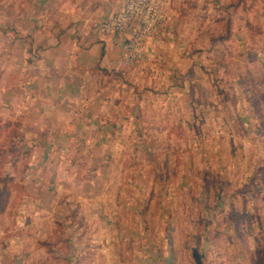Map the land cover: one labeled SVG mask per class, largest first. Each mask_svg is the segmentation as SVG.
Listing matches in <instances>:
<instances>
[{
  "label": "crops",
  "instance_id": "obj_1",
  "mask_svg": "<svg viewBox=\"0 0 264 264\" xmlns=\"http://www.w3.org/2000/svg\"><path fill=\"white\" fill-rule=\"evenodd\" d=\"M125 2L0 0V119L15 124L33 159L40 149L37 168L27 178L40 182L37 191L45 192L47 185L58 201L68 195L75 203L70 208L77 210L75 228L83 221L90 236L119 241L126 223L139 224L138 213L148 204L149 239L158 241L162 227L164 232L170 228V235L177 223L168 211L173 187L164 181L173 175L143 170L135 160L140 149L150 154L158 146L156 132H166L167 122L187 115L192 103L200 110L194 100L198 85H193L204 81L202 43L213 32L203 20L213 13L210 3L217 2L171 0L168 44L153 52L164 81L144 66L126 68L124 44L111 48L97 36L101 22ZM81 158L83 172L66 170L69 161ZM51 162L52 171L47 168ZM42 201L39 197V208ZM178 203L177 197V210ZM61 206L57 202L54 210Z\"/></svg>",
  "mask_w": 264,
  "mask_h": 264
},
{
  "label": "rangeland",
  "instance_id": "obj_2",
  "mask_svg": "<svg viewBox=\"0 0 264 264\" xmlns=\"http://www.w3.org/2000/svg\"><path fill=\"white\" fill-rule=\"evenodd\" d=\"M215 1L203 20L213 31L202 43L205 78L193 85L200 110L192 103L187 115L167 122L166 132H156L158 146L150 154L140 149L135 160L143 170L173 175L164 179L177 220L170 235L162 227L160 240L149 239L148 204L119 241L90 236L83 221L75 228L68 195L58 201L30 177L40 149L33 159L15 124L0 119V264H197L196 254L203 264H264V0ZM84 161H69L66 170L83 172Z\"/></svg>",
  "mask_w": 264,
  "mask_h": 264
},
{
  "label": "built area",
  "instance_id": "obj_3",
  "mask_svg": "<svg viewBox=\"0 0 264 264\" xmlns=\"http://www.w3.org/2000/svg\"><path fill=\"white\" fill-rule=\"evenodd\" d=\"M170 5L171 0H126L120 12L101 22L97 36L111 48L124 44L123 65L126 68L144 66L164 81L166 74L156 66L153 52L166 45ZM164 100L169 102L170 94H164Z\"/></svg>",
  "mask_w": 264,
  "mask_h": 264
},
{
  "label": "water",
  "instance_id": "obj_4",
  "mask_svg": "<svg viewBox=\"0 0 264 264\" xmlns=\"http://www.w3.org/2000/svg\"><path fill=\"white\" fill-rule=\"evenodd\" d=\"M195 258H196L197 264H203L202 259L199 255L196 254Z\"/></svg>",
  "mask_w": 264,
  "mask_h": 264
},
{
  "label": "trees",
  "instance_id": "obj_5",
  "mask_svg": "<svg viewBox=\"0 0 264 264\" xmlns=\"http://www.w3.org/2000/svg\"><path fill=\"white\" fill-rule=\"evenodd\" d=\"M228 33H230L231 34V29H229L228 30ZM230 38V37H229ZM229 38H226V39H229ZM233 38V37H232ZM50 242H47V244L46 243H44L43 245L44 246H46V247H49L50 246V244H51V240H49Z\"/></svg>",
  "mask_w": 264,
  "mask_h": 264
}]
</instances>
